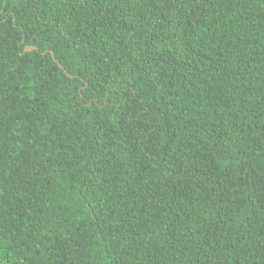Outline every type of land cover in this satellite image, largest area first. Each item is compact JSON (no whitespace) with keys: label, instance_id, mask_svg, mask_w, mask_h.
<instances>
[{"label":"trees","instance_id":"obj_1","mask_svg":"<svg viewBox=\"0 0 264 264\" xmlns=\"http://www.w3.org/2000/svg\"><path fill=\"white\" fill-rule=\"evenodd\" d=\"M0 264H264V0H0Z\"/></svg>","mask_w":264,"mask_h":264},{"label":"water","instance_id":"obj_2","mask_svg":"<svg viewBox=\"0 0 264 264\" xmlns=\"http://www.w3.org/2000/svg\"><path fill=\"white\" fill-rule=\"evenodd\" d=\"M32 50H38V46H36V45H27V46L25 47V51H32ZM51 53H52V56L54 57V59L58 62V64H59L62 68H64V65L60 62V60H58V59L56 58L54 51H51ZM108 96H109V94L107 95V98H106V104L108 103Z\"/></svg>","mask_w":264,"mask_h":264},{"label":"flooded vegetation","instance_id":"obj_3","mask_svg":"<svg viewBox=\"0 0 264 264\" xmlns=\"http://www.w3.org/2000/svg\"><path fill=\"white\" fill-rule=\"evenodd\" d=\"M52 51V50H51ZM52 54V53H51ZM54 58V57H53ZM57 62V61H56ZM109 97V96H108ZM107 98V96H106ZM89 104H92V101L89 102ZM108 104V103H107ZM106 102L104 103V105H101L102 107L106 106L107 105Z\"/></svg>","mask_w":264,"mask_h":264}]
</instances>
